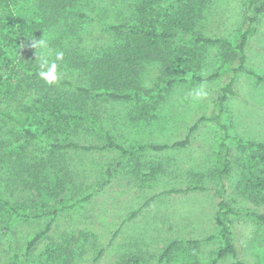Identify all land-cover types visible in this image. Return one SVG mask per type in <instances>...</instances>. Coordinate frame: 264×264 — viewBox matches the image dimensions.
I'll return each mask as SVG.
<instances>
[{
  "label": "rangeland",
  "instance_id": "1",
  "mask_svg": "<svg viewBox=\"0 0 264 264\" xmlns=\"http://www.w3.org/2000/svg\"><path fill=\"white\" fill-rule=\"evenodd\" d=\"M248 1L215 0L211 12L199 27L200 33L214 39L232 37L233 40L238 31L246 27ZM106 3L112 2L104 1L94 12L96 22L85 36L84 45L88 50L98 48L102 42L114 37L110 30H104L102 21L116 24V18L120 19L117 11L121 7ZM105 7L109 9L106 16L103 13ZM197 47L202 53L199 65L187 73L176 67L166 71L157 62L145 66L141 77L142 92L149 90L154 95L152 100L145 95L141 98L152 105L159 101L154 103L149 120H134L136 100L101 104L98 115L102 130L92 121L68 127L67 122L59 125L45 121L43 124L38 115H32L28 125L42 134L37 140L21 135L16 120H24L23 115L13 110V120L3 116L9 122L1 121L3 131L0 134L3 133L13 153L0 162V264H24L27 241L47 222L45 216L37 217L43 213L41 205L37 203L38 207L26 201L30 195L23 184L19 185L17 176L24 174L23 165L32 162L34 153L38 149L44 148V151L52 141L65 145L73 141L100 148L59 150L73 182L63 195L64 201L60 203V198L54 203L50 201L48 210L76 200L80 202L56 215L52 231L42 239L25 264H64L54 262L47 253L51 239L62 234L76 237L72 246L75 259L71 264H125L123 258L129 253L139 255L148 264H156L165 246L174 239L199 240L201 262L212 264L223 244L215 221L218 201L215 189L220 186L218 172L224 166L219 155L221 140L231 147L235 160L226 181L227 200L237 207L264 211V204L248 195L252 184L260 182L264 176V163L257 164L254 169L251 163L246 162L247 166L241 159L245 157L242 152L249 146V141L264 142V14L260 31L247 48V67L258 72L261 81L243 71L235 72L239 66L238 54L234 51L233 60L227 64L222 57L221 42ZM62 63V67H68L66 62ZM82 77L73 70L67 79L78 84ZM231 79L235 80L237 95L229 99L220 113L216 101ZM170 80L175 82L169 85ZM201 85L207 95L197 100L194 90ZM156 94L160 96L155 97ZM106 131L116 142L136 151L147 143L171 145L188 134H191V142L185 148L139 152L141 167L136 171L135 160L125 157L118 148L108 146ZM118 162L121 164L117 165ZM153 162L161 163L163 170L156 179L142 180L151 171ZM110 168L115 169L111 178ZM188 186L205 189L172 192ZM7 201L11 205L19 203L21 216L16 221L11 218L14 214L6 206ZM234 229L240 257L247 264H264V227L245 216H235ZM102 249L104 253L97 260ZM181 254L176 255L179 258L173 264L181 263ZM232 262L229 256L218 264Z\"/></svg>",
  "mask_w": 264,
  "mask_h": 264
},
{
  "label": "trees",
  "instance_id": "2",
  "mask_svg": "<svg viewBox=\"0 0 264 264\" xmlns=\"http://www.w3.org/2000/svg\"><path fill=\"white\" fill-rule=\"evenodd\" d=\"M104 1L108 0H0V124L2 120L7 121L3 116L13 120L11 111L14 110L24 116V120H16V123L21 135L28 139L38 140L42 137L40 132L32 130L28 125L32 115L35 117L38 115L43 124L45 121L46 123L54 121L59 125L67 122L68 127L70 124L79 125L85 121H92L91 123L102 130L98 115L101 112L99 110L101 104L132 100L138 101L134 120H149L155 107L154 103L159 101L152 102V105L141 98L145 95L152 100L154 95L149 90L142 92L141 77L145 66L147 63L157 62L166 71L176 67L181 68L182 73H187L199 65L202 53L198 45L221 42L222 57L227 64L233 60L234 51L238 54L239 66L234 69L235 72L243 71L258 81L262 80L258 72L247 67V48L260 31L264 0L248 1L246 27L238 31L233 40L232 37L214 39L200 33L199 27L211 12L215 0H119L118 2L111 0V4L105 5L120 6V11H117L120 13V19L116 18V24L102 21V26L104 30H110V35L113 34L114 37L102 42L98 48L88 50L84 45L85 36L96 22L94 12ZM108 10L106 7L103 8L105 16ZM39 39L47 41V49L40 50L31 46L33 41ZM39 51H44L49 60L55 59L57 51L64 53L63 60L57 61V72L59 71L60 75L58 74V79L51 84L38 76L36 53ZM63 61L69 68L62 67ZM73 70L82 74L81 83L76 84L67 79L68 74ZM174 82L170 80L168 84ZM235 95H237L235 80L231 79L222 88L216 101L220 113L229 99ZM2 131L0 127V132ZM105 133L108 146L118 148L125 157L135 160L136 171L141 167V164H138L139 152L147 149L163 151L167 148H185L191 142V134H188L185 139L171 145L147 143L136 151L135 148H126L116 142L110 132ZM219 145V155L222 156L224 166L218 172L220 186L215 189L218 198L215 221L223 244L212 264H218L221 259L229 256L233 259L231 264H247L239 254L234 217L245 216L264 227V211L237 207L227 200L226 181L230 178L235 160L232 157L231 147L225 140H221ZM248 145L242 152L245 157L241 159L245 164L251 163L250 166H254L255 169L257 164L264 163V142L249 141ZM66 148L90 151L100 147L85 146L73 141H69L66 145L60 141H52L44 151V148L38 149L34 153L32 162L23 165L24 174L17 176L19 185L23 184L30 195L26 201L38 207L40 204L43 209V213L37 217L47 218L43 227L27 241L24 264L30 261L36 247L52 231L56 215L62 209L76 207L80 202L76 200L67 206L48 210L50 201L54 203L59 201V198L62 199L60 203L64 201L63 195L67 193L73 182L66 161L58 154L59 150ZM12 153L3 133L0 134V162L11 157ZM120 164L121 162H118L117 165ZM162 170L161 163L153 162L151 171L144 175L142 180L156 179ZM108 172L111 178L115 169L110 168ZM196 189L205 188L188 186L174 189L172 192L183 193ZM248 195L254 201L264 204V176L260 182L252 184ZM6 206L11 208L14 214L11 218L16 221L21 216L19 203L11 205L7 201ZM50 216L52 217L48 219ZM51 240L52 243L47 250L50 259L54 262L71 264L75 259L72 248L76 241L75 235L62 234L59 238ZM200 243L199 240L174 239L165 246L156 264H173V261L179 258L176 256L179 252L182 253L180 264H203L198 253ZM103 253L104 250H100L96 259L98 260ZM123 262L148 264L139 255L130 253L124 256Z\"/></svg>",
  "mask_w": 264,
  "mask_h": 264
},
{
  "label": "clouds",
  "instance_id": "3",
  "mask_svg": "<svg viewBox=\"0 0 264 264\" xmlns=\"http://www.w3.org/2000/svg\"><path fill=\"white\" fill-rule=\"evenodd\" d=\"M31 46L35 49L45 50L48 48V43L45 39H39L33 41ZM36 58L38 60V76L49 84L55 82L58 79L57 61L63 60L64 53L62 51H57L55 53V59L49 60L48 55H46L44 51H39L36 53ZM206 95L207 92L205 91L203 85L194 90V97L197 100L205 97Z\"/></svg>",
  "mask_w": 264,
  "mask_h": 264
}]
</instances>
